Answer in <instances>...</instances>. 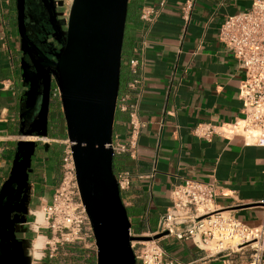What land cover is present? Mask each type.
Returning <instances> with one entry per match:
<instances>
[{"label":"crops","instance_id":"1","mask_svg":"<svg viewBox=\"0 0 264 264\" xmlns=\"http://www.w3.org/2000/svg\"><path fill=\"white\" fill-rule=\"evenodd\" d=\"M253 1L194 0L186 24L181 14L185 0H139L136 13L126 17L122 65L127 72L119 92L132 77L128 59L137 56L138 115L144 125L135 156H113V172L125 169L131 173V185L121 199L128 209L132 236L156 232L159 216L171 204L173 186L185 178L214 180L216 206L249 228L260 226L264 214V147L245 143L241 135H213L207 140L192 132L199 123L228 126L244 117L238 96L243 73L220 41L219 28L227 16L248 10ZM160 2H164L162 8ZM144 6L158 9L146 24L139 18ZM10 16L8 0H0V183L19 139L17 39ZM128 132L127 113L115 109L112 139L125 141ZM48 136L61 143V160L62 141L67 137L64 127L53 123V132ZM34 169L27 211L33 215V209L50 202L58 183L54 172L48 171L45 158H37ZM156 239L177 264L252 263L253 253L247 247L211 254L195 246L191 239L173 235H159ZM131 248L136 257L132 243ZM90 251L96 258V246ZM258 255L257 264H264V245Z\"/></svg>","mask_w":264,"mask_h":264},{"label":"built area","instance_id":"2","mask_svg":"<svg viewBox=\"0 0 264 264\" xmlns=\"http://www.w3.org/2000/svg\"><path fill=\"white\" fill-rule=\"evenodd\" d=\"M193 5L194 0H185L181 6L186 24ZM163 6L164 2H160L159 8ZM157 11L154 6H144L139 18L145 24L150 23ZM219 39L231 51L236 67L243 73L238 96L242 101L244 117L228 126L199 123L192 128V132L207 140L213 135H241L245 143L264 147V0H254L248 10L227 16L219 28ZM139 63L137 56L128 59L132 77L127 81L126 88L117 95L115 109L127 113L129 132L125 141L112 139L113 156L123 153L135 156L137 152V138L144 125L138 115ZM51 93L60 98L57 85ZM46 138V141L41 140L55 141ZM62 142L61 177L50 202L43 208L46 220L43 228L50 229L52 234L46 245L51 250L55 243H75L95 248L92 227L79 196L70 143L68 139ZM113 173L119 192L124 193L131 185V173L125 169ZM216 192L214 180L185 178L174 185L170 192L171 204L159 216L156 232L138 234L137 237L146 235L149 239H134L131 242L134 247L140 245L136 253L138 264H177L167 257L154 237L159 235L191 239L195 246L211 254L236 252L247 247L253 251L252 263L257 264L258 252L264 245V214L260 226L249 228L234 215L216 206ZM261 204L264 206V198Z\"/></svg>","mask_w":264,"mask_h":264},{"label":"water","instance_id":"3","mask_svg":"<svg viewBox=\"0 0 264 264\" xmlns=\"http://www.w3.org/2000/svg\"><path fill=\"white\" fill-rule=\"evenodd\" d=\"M17 8L21 25L22 0ZM127 10L128 0H72L66 39L54 62L79 196L93 231L96 264H136L131 241L144 238L130 234L111 149ZM48 101L47 91L38 121L42 131L31 135L47 136ZM16 146L17 152L26 149L21 171L27 181L36 143L19 140Z\"/></svg>","mask_w":264,"mask_h":264},{"label":"flooded vegetation","instance_id":"4","mask_svg":"<svg viewBox=\"0 0 264 264\" xmlns=\"http://www.w3.org/2000/svg\"><path fill=\"white\" fill-rule=\"evenodd\" d=\"M9 3L10 19L17 39V131L20 136L37 139L32 140L36 146L31 156L30 168H27L30 169L27 181H24L21 171L26 149L17 152L16 146L7 174L0 183V264H32L24 250V242L32 239L35 233L30 231L33 229L26 227L33 219V214L27 213L31 202L29 196L32 195L29 185L32 174L35 173L34 163L37 158L48 159L44 155L48 145L41 137L31 134L42 131V125L38 121L47 91L49 101L46 137L53 132L52 117L62 108L60 98L52 96L51 91L57 85L54 62L66 39L72 0H22L21 25L18 22V0H9ZM24 70L32 78L26 79ZM19 140L26 139L20 138L17 141Z\"/></svg>","mask_w":264,"mask_h":264},{"label":"trees","instance_id":"5","mask_svg":"<svg viewBox=\"0 0 264 264\" xmlns=\"http://www.w3.org/2000/svg\"><path fill=\"white\" fill-rule=\"evenodd\" d=\"M138 5H139V0H129L127 18L129 17V15H134L136 13V10L139 9ZM125 35L126 33L124 31V37ZM124 54L125 53H122V57ZM124 72H127V70L122 65L120 70V83L124 79V75H123ZM60 153H61V145L58 144H53L51 146H48V150L44 153V155L48 156L47 159L48 171L54 172V176H55L54 179L56 183L59 181L60 178V165H61ZM64 248H65L64 251L70 256L67 255L65 257H59V256L51 257L50 253L48 252L46 256L42 258L41 264H61L60 259H63L65 262L71 260L70 264H77L80 258L83 264H96V258L95 255L92 253V251L83 249L79 244H75V243L65 244ZM59 251H62V249L59 248ZM73 254H75L76 256H72Z\"/></svg>","mask_w":264,"mask_h":264},{"label":"rangeland","instance_id":"6","mask_svg":"<svg viewBox=\"0 0 264 264\" xmlns=\"http://www.w3.org/2000/svg\"><path fill=\"white\" fill-rule=\"evenodd\" d=\"M66 1H69V0H66ZM8 4L10 5V3H9V0H8ZM24 77L26 78V79H30V77H31V75H30V73L27 71V70H24ZM32 78V77H31ZM61 110L60 111H58V112H56L55 114H54V116L51 118L52 120H53V122L55 123V124H61L63 127H64V130H65V132H66V127H65V120H64V116H63V112H62V108H60ZM61 129H63V128H61ZM19 139H20V135H18L17 136ZM25 139V137H21V139ZM35 139H37L36 137L35 138H33V140H35ZM66 139H67V137H66ZM59 140V139H58ZM45 144H47L48 146H51V145H53V144H58V145H60L61 143L59 142V141H51V142H44ZM113 167H115V160H113ZM60 177H61V174H60ZM60 179V178H59ZM52 192H50V194H51ZM123 193H120V197L122 198L123 197ZM43 208H44V206H38V207H36L35 209H33V211H43ZM127 211H128V209H127ZM44 212V211H43ZM34 216V215H33ZM32 221H34V219H32L31 220V222ZM31 224L32 223H29V224H27L26 225V227L27 228H31V229H33V227L31 226ZM37 233H42V234H44V235H46V237H47V241H46V243L50 240V238H51V231H50V229H48V228H43V229H39V231L38 232H35L34 233V235L32 236V239L36 236V234ZM147 239H149L146 235H144V238H138V240H140V241H146ZM46 243H45V245H44V247L42 248V255H41V257H39V258H35V257H33V258H31V263L32 264H41V262H42V258H44V256H46V254L49 252L50 254H51V257H56V256H59V257H65V256H67L68 254L64 251V246H65V244H61V243H55V244H53L52 246L54 247V249L53 250H51V248L49 247V245H46ZM60 245V246H59ZM83 249H86V250H90L91 249V247H86V246H84L83 244H79ZM59 248H61L62 249V251H59ZM135 249L136 250H139L140 249V245L139 244H136V246H135ZM252 253H253V251H251ZM28 256V255H27ZM68 256H70V255H68ZM72 256H76L75 254H73ZM87 256V255H86ZM29 257V256H28ZM30 258V257H29ZM80 258V257H79ZM70 261L71 260H68V262H65L63 259H60V263L61 264H70ZM77 264H83L82 263V260H81V258H80V260L78 261V263Z\"/></svg>","mask_w":264,"mask_h":264},{"label":"bare ground","instance_id":"7","mask_svg":"<svg viewBox=\"0 0 264 264\" xmlns=\"http://www.w3.org/2000/svg\"><path fill=\"white\" fill-rule=\"evenodd\" d=\"M35 137H25L26 140H33ZM46 138V137H42ZM46 224L45 213L41 211L35 212V221L31 224L33 230L37 231L39 226H44ZM39 231V230H38ZM47 241V237L42 233H37V235L24 244V250L26 255L31 258H39L42 255V248L44 247ZM254 264V263H251Z\"/></svg>","mask_w":264,"mask_h":264}]
</instances>
